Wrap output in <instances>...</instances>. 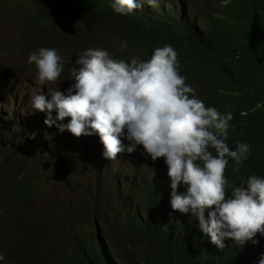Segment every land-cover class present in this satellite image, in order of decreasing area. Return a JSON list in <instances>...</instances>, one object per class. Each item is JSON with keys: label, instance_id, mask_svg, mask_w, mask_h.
<instances>
[{"label": "clouds", "instance_id": "9594fccd", "mask_svg": "<svg viewBox=\"0 0 264 264\" xmlns=\"http://www.w3.org/2000/svg\"><path fill=\"white\" fill-rule=\"evenodd\" d=\"M178 1L113 0L111 7L117 14L128 15L143 4L156 8L162 3L179 5ZM194 8L198 16L194 25L206 31L204 25L211 27L212 20ZM28 15L26 25L38 29L40 25L31 24ZM40 39V33L28 39V62L35 68V76L31 73L28 82L38 92L32 96L21 94L17 90L20 77L0 66L1 121L5 131L18 136V145L13 142L0 152V173L6 176L2 199L11 196L18 186L29 196L11 200L12 222L3 231L22 221L26 206L36 209V190L25 170H18L23 159L21 149L35 166L52 168L55 184L71 180L64 192H73L81 184L94 201L101 196L102 209L111 206L128 211L120 202L119 192L136 207L163 172L171 203L168 213L173 214L170 217L190 218L195 225L192 232L197 236L189 248L196 249L187 255L189 263L208 256L223 262L214 244L223 249V257L235 248L245 255L243 264H264V175L249 176L246 184L233 187L230 195L226 191L224 173L229 161H235L237 166L247 162L250 146L243 142L234 150L228 146L232 113L219 112L214 107L217 104L207 100L205 105L201 100L204 98L196 95L199 85L195 90L187 85L190 79L179 62L182 49L166 42L148 60L142 56L133 58L129 53L117 59L104 49H92L80 42L79 53L71 59L58 55L49 44L41 45ZM126 48L125 45L120 50ZM73 61L79 68L71 66ZM61 75L67 76L70 83H64ZM59 81L64 84L48 88ZM36 125L47 141H38ZM51 126L56 131L54 136L49 134L53 132L48 129ZM80 144L94 150L87 154ZM77 162L83 171L93 173L92 178L82 179L85 187L73 175L64 178ZM109 166L125 174L124 181L113 172L107 173ZM129 175L133 184H129ZM99 179L103 181L95 182ZM62 192L56 189V193ZM70 207L59 209V218L63 219ZM52 232L55 244L45 239L38 244L40 259L45 264H77L71 252L72 242L75 233H81H69L68 243L59 253V235L56 230ZM9 257L10 264H22L27 258L25 253ZM5 261L0 252V264Z\"/></svg>", "mask_w": 264, "mask_h": 264}, {"label": "trees", "instance_id": "16d2710c", "mask_svg": "<svg viewBox=\"0 0 264 264\" xmlns=\"http://www.w3.org/2000/svg\"><path fill=\"white\" fill-rule=\"evenodd\" d=\"M33 1L38 5L32 6L27 17L31 24H53L57 32L64 28L66 32L77 33L78 38L91 36L95 39L94 47L105 48L115 57L129 53L146 60L145 52L153 53L154 44L142 48L140 43L148 35L155 44L171 42L193 58H198L197 48L200 47L226 59L227 62L216 67L217 74H211L205 68L209 69L219 58L208 57L199 68L203 74V85L198 84L196 92V95L209 103L217 104L214 107L218 111L227 108L232 113L233 119L229 122L226 142L228 146L232 150L241 142L250 146L251 156L247 162L244 160L237 166L235 161L230 160L231 171L229 174L224 173L227 180L226 191L230 195L232 188L246 184L249 176L264 175V0H197L198 4L195 0H179V5L172 3L168 6V3H162L156 8L143 4L140 9L128 15L115 13L111 7L113 0ZM203 1L205 6L199 8ZM189 4L199 8L206 19H212L209 29L205 31L199 24L194 25L196 29L190 24L185 26L190 21L185 8ZM128 35L133 37L139 47L128 39L125 40ZM46 44L45 40H41V45ZM121 45L127 47L123 53L118 49ZM133 48L136 49L135 53ZM79 50L78 43L74 53H79ZM234 50L239 51L245 60V68L240 69L230 64L231 61L235 64L242 61L232 56ZM182 65L187 77L191 81L195 80L190 67ZM241 70L246 71V74ZM61 77L63 80L64 77ZM63 84L59 81L56 85ZM236 92L241 94H233ZM233 110H238L239 113H234ZM257 124L261 125L258 132L255 131ZM211 151L215 155L214 149ZM12 194L29 199L27 192L20 186ZM81 194L85 193L79 188L64 193V199L71 206L67 217L72 233L76 231L78 219L71 221V208L81 200ZM100 200L101 196L95 197L89 222L78 229L81 234L75 233L73 238L71 252L73 258L77 259V264H243L245 261L244 254L230 248L226 256L219 259L223 262L214 256H208L207 259L189 263L188 248L197 236L192 232L195 225L190 218L170 217L173 214L168 213L171 203L163 172L145 199L131 210L111 206L102 209L99 207ZM8 202L11 208V201ZM22 213L25 217L18 225L0 233L5 264H10L9 254L25 250L32 241L43 235L35 210L32 211L28 205L23 208ZM53 230L54 226L47 228L49 232ZM215 250L221 257L223 249L217 247ZM107 256L112 258V263H108Z\"/></svg>", "mask_w": 264, "mask_h": 264}, {"label": "rangeland", "instance_id": "374dc122", "mask_svg": "<svg viewBox=\"0 0 264 264\" xmlns=\"http://www.w3.org/2000/svg\"><path fill=\"white\" fill-rule=\"evenodd\" d=\"M204 3L203 1L201 6H205ZM185 8L188 11L191 22L198 20L197 10L192 7V4H189V7L185 6ZM30 11L31 5L28 0H0V66L9 69L20 77L22 82L17 85V90L21 94L28 96H32L36 91H39L37 87L36 90L33 89L30 86L31 83L28 82L31 73L35 76V68L28 62V56L31 53L28 39H31L34 34L41 32L39 29L34 30L26 25L25 17ZM206 27L208 25H204V28ZM153 44L157 46V44ZM122 46L125 45H121V48ZM118 49L120 52L122 51L120 47ZM71 50H75V48ZM112 56L114 57L113 54ZM74 62L73 64L77 66ZM67 66L69 67V64ZM68 73L70 74V71ZM48 88L55 89L56 84L48 85ZM1 118L3 116H0V152L10 147L14 141L18 145V141L15 140L18 136L14 135L13 132L4 130ZM89 143L92 145V141H89ZM19 153L23 156L21 165L25 168V176L36 190V214L46 228L59 226L56 232L60 240L58 245L60 253L68 243L66 237L70 235L69 233H72L67 215L63 214V219H61L58 214L59 209L63 210L66 206H70L68 201L64 199V193L66 192L64 190L70 186L71 180L55 184L53 179L54 173L51 167H37L25 152L20 149ZM69 175H73L74 180L76 179L80 183H84V187L85 181H82V179L93 177V173L83 171L80 162L75 163L71 171L64 178ZM5 184L6 176L0 173V232L12 222L11 212L2 202ZM77 188L82 191L84 190L81 184H77ZM56 189L63 190V192L58 194L56 193ZM93 203L94 200L92 198L81 194V200L76 206L71 208V221L78 219L76 230L87 224V219L92 213Z\"/></svg>", "mask_w": 264, "mask_h": 264}, {"label": "bare ground", "instance_id": "6f19581e", "mask_svg": "<svg viewBox=\"0 0 264 264\" xmlns=\"http://www.w3.org/2000/svg\"><path fill=\"white\" fill-rule=\"evenodd\" d=\"M29 1V3H30V5H31V9H32V6L33 5H38V4H36L33 0H28ZM69 2V1H68ZM195 3H197V1L195 0ZM60 4V3H59ZM186 6V5H185ZM146 9V8H145ZM210 9H208V11H209ZM212 12H214V11H212ZM209 17H210V14H209ZM209 20H212V19H209ZM194 23H195V21L194 22H191V21H189V22H187L186 24H185V26H187V25H193V27H194V29H196V27L194 26ZM58 28H61V26L60 25H56ZM210 28V27H209ZM208 27H206L205 29H209ZM38 29L41 31L40 32V34H41V39L40 40H45L46 42H47V44H49V46L50 47H52V48H55L56 50H57V53H58V55H60V56H63V57H69V58H73L74 57V55H75V53H74V50H71V49H73V48H76V46L78 45V43L80 44V42H83L85 45H87V46H89L90 48H92V49H96V47H94V44H95V39L94 38H92L91 36H81L80 38H78V34L76 33V34H72V33H70V32H66L65 30H64V28L60 31V32H57L56 31V29H55V27L53 26V24H49V25H47L46 23L45 24H40V26L38 27ZM198 30V29H197ZM200 31V30H199ZM200 32H204V31H200ZM126 39H128V41H130V42H132V43H134L137 47H139L136 43H135V41H134V39H133V37L132 36H130V35H128V36H126L125 37V40ZM123 40V39H122ZM108 41V40H107ZM91 42H92V44H91ZM151 43H154V41H153V39L150 37V36H148V35H145L144 36V38L142 39V41H141V43H140V45H141V47L143 48V47H145V45H151ZM238 44V43H237ZM159 47H161V44H158L157 43V46L156 45H154V50L156 49V48H159ZM197 47H198V45H197ZM237 47V46H236ZM239 48H241V47H239ZM102 49V48H101ZM103 49H105V48H103ZM191 49V48H190ZM237 49V48H236ZM242 49V48H241ZM240 49V50H241ZM71 50V51H70ZM133 53H135V51H136V49H134L133 48ZM197 52L199 53V56H198V58H193V57H190V56H188L186 53H182L181 54V56H180V58H179V62L181 63V64H186L187 66H189L190 67V69L193 71V73H194V75H195V80H193V81H191L190 80V82L187 84V85H190L194 90H195V88H196V86L198 85V83H202V77H203V74H202V72L199 70V68L202 66V64H204L205 62H206V60L208 59V57H214V58H219V59H217V60H215V62H213L212 63V65H211V67L209 68V69H207V68H205V70L208 72V73H211V74H217L216 72H215V69H217L216 67L217 66H219V64H221V65H223L222 63H224V62H227L226 61V59H224L223 57H221V56H219L218 54H216V53H209V52H206V51H204V50H202L200 47H198L197 48ZM239 52V51H238ZM236 50H234L233 51V55L232 56H235V57H237V58H240L242 61L241 62H239V63H234V62H230V64L231 65H233L234 67L235 66H238L240 69L241 68H245V66L247 65L246 64V62H245V60H243V58L240 56V54L238 53ZM121 53H123L122 51H121ZM146 53V60H148V59H150L151 58V55L153 54L152 53V51L151 52H145ZM115 57V56H114ZM247 57V56H246ZM115 58H122V59H124V56H122V55H120L119 57H115ZM133 58H136L135 57V55H133ZM251 58H253V57H250V59ZM211 59V58H210ZM256 59V58H255ZM213 60V59H212ZM253 60V59H252ZM256 61V60H255ZM251 62V61H250ZM258 62V61H257ZM256 62V63H257ZM210 64V63H209ZM74 65V64H73ZM229 66V65H228ZM256 66V65H255ZM258 66H259V64H258ZM204 67V66H203ZM230 67V66H229ZM250 67V66H249ZM220 68V67H219ZM235 70V69H234ZM259 69H257V71H258ZM261 70V69H260ZM242 71V70H241ZM255 71V70H254ZM226 72H227V70H226ZM234 72V71H233ZM243 72V71H242ZM246 72V71H245ZM245 72H243V74L245 73ZM239 74H240V72H238ZM249 73V72H248ZM263 73V72H262ZM262 73H260V75L262 74ZM246 74V73H245ZM244 74V75H245ZM257 74H259L258 72H257ZM233 75V74H232ZM243 75V76H244ZM264 75V74H263ZM63 77H64V81L63 82H66V83H70V80H69V78H67V76L65 77L64 75H62ZM184 77V76H183ZM250 77V76H249ZM252 77V76H251ZM196 78H199V79H196ZM235 78H237V77H235ZM240 78V77H239ZM238 79V78H237ZM262 79V78H261ZM258 80H260V79H258ZM264 79H262V81H263ZM252 81H253V77H252ZM256 80L254 79V82H255ZM62 82V81H61ZM261 82V81H260ZM63 84V83H62ZM203 84V83H202ZM256 86H257V84H256ZM255 88V87H254ZM255 89H257V88H255ZM257 91V90H256ZM233 94H235V95H240L241 94V92H236V93H233ZM201 99V98H200ZM202 101H203V103L205 104V105H207V101L206 100H204V99H201ZM237 100V99H236ZM229 106H231V104H229V103H227ZM222 111H225V112H228V109L227 108H223V109H221L219 112H222ZM233 112L234 113H239V111L238 110H233ZM241 113V112H240ZM36 122H37V120H36ZM261 127V125L260 124H257L256 125V127H255V131L256 132H258ZM262 127H264V126H262ZM36 128L38 129V125H36ZM52 126L51 127H48V129L50 130V131H53L52 133L51 132H49V134L50 135H52V136H54L55 135V133H56V131H54V130H52ZM42 129H38L37 130V132H36V137H37V139H38V141H47L46 139H44L45 138V136H44V134H42ZM55 132V133H54ZM262 132V131H261ZM16 139H18V138H16ZM120 139L122 140V143H123V141H124V138L123 137H120ZM15 142V141H14ZM91 145V144H90ZM80 146V148H81V150L83 151V152H85V153H87V154H89L92 150H94V149H87L85 146H82L81 144L79 145ZM15 154V153H14ZM230 162V161H229ZM22 167V165H20L19 166V168H18V170H25V168H21ZM109 170L107 171V173H111V172H113V173H115V175L118 177V178H120V180L121 181H124V175L125 174H121V173H117V170H115V168L113 167V166H109V168H108ZM229 171H231V169H230V164H228V166L226 167V169H225V173H227V174H229ZM168 171L167 170H165V174H166V176L170 179V177L168 176ZM129 179H130V182H129V184H133L134 183V180H133V178H132V176L131 175H129ZM100 181H95V182H99V183H101L102 181H103V179H99ZM171 180V179H170ZM149 194V191H147V192H145L144 193V196L146 197L147 195ZM178 194H180V192H178ZM119 195H120V202H121V204H123V205H125L126 207H127V210H131V208H132V201H131V199L128 197L127 199L126 198H124V196L122 195V193L121 192H119ZM17 195H14V194H11V196H9V197H5V198H3L2 199V202L4 203V205L6 206V207H8L9 208V210H11V208H10V203L8 202V200H12L13 198H15ZM35 210V209H34ZM35 212H36V210H35ZM37 217H38V215H37ZM38 219H39V217H38ZM39 221H40V219H39ZM40 223H41V230H42V236L40 237H38L36 240H34V241H32L27 247H26V249L25 250H22V251H16V252H14V253H12V254H18V253H25V254H27V258L25 259V260H23V263L22 264H45L41 259H40V256H39V250H38V244H39V242H40V240L41 239H45L46 241H47V243H49V244H55V239L53 238V232H49V231H47V228L42 224V222L40 221ZM55 225V224H54ZM55 227V230H57L58 228H59V226H54ZM1 232H3V230L1 231ZM210 238V237H209ZM213 245V247L215 248V249H217V246L216 245H214V244H212ZM100 249H101V251H103V248H101L100 247ZM193 249H196V247H194L193 246V248H188V250H189V252H190V254L189 255H191V254H194V252H193ZM0 252H2L3 253V248H2V246L0 245ZM223 254H224V251H223V253H221V257L219 258V259H223ZM107 260H108V263H112V258L110 257V256H107Z\"/></svg>", "mask_w": 264, "mask_h": 264}, {"label": "flooded vegetation", "instance_id": "af4514ba", "mask_svg": "<svg viewBox=\"0 0 264 264\" xmlns=\"http://www.w3.org/2000/svg\"><path fill=\"white\" fill-rule=\"evenodd\" d=\"M187 255H189V254L187 253Z\"/></svg>", "mask_w": 264, "mask_h": 264}]
</instances>
